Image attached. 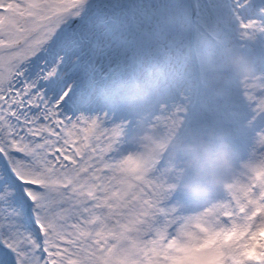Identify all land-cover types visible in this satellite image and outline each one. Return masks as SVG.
Instances as JSON below:
<instances>
[{
	"label": "snow or ice",
	"instance_id": "6c2138e0",
	"mask_svg": "<svg viewBox=\"0 0 264 264\" xmlns=\"http://www.w3.org/2000/svg\"><path fill=\"white\" fill-rule=\"evenodd\" d=\"M250 57L258 85L226 62ZM222 140L238 173L190 201L140 124ZM264 0H0V264H184L223 236L264 264Z\"/></svg>",
	"mask_w": 264,
	"mask_h": 264
},
{
	"label": "clouds",
	"instance_id": "9594fccd",
	"mask_svg": "<svg viewBox=\"0 0 264 264\" xmlns=\"http://www.w3.org/2000/svg\"><path fill=\"white\" fill-rule=\"evenodd\" d=\"M226 62L241 84L258 85L257 67L246 54L230 51ZM129 140L143 152L159 151L161 146H166L165 160L183 169L182 175L170 178L166 187L181 192L190 201L203 202L211 193H222L225 185L238 173V160L230 145L222 140L198 136L187 128L170 138L166 130L142 123ZM257 240L264 243V237L258 235ZM228 250L223 247L221 236L211 247L191 253V258L184 264H230L220 256V251Z\"/></svg>",
	"mask_w": 264,
	"mask_h": 264
}]
</instances>
